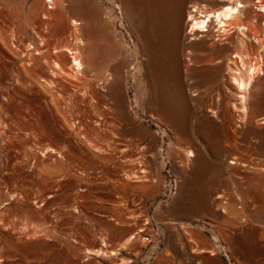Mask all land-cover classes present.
Returning <instances> with one entry per match:
<instances>
[{
  "label": "rangeland",
  "instance_id": "1",
  "mask_svg": "<svg viewBox=\"0 0 264 264\" xmlns=\"http://www.w3.org/2000/svg\"><path fill=\"white\" fill-rule=\"evenodd\" d=\"M202 2L0 0V264H264V0Z\"/></svg>",
  "mask_w": 264,
  "mask_h": 264
},
{
  "label": "bare ground",
  "instance_id": "2",
  "mask_svg": "<svg viewBox=\"0 0 264 264\" xmlns=\"http://www.w3.org/2000/svg\"><path fill=\"white\" fill-rule=\"evenodd\" d=\"M201 1H203L205 3H206V1L208 2V0H201ZM213 1H215V2L217 1V3H221L219 9H215L212 12H210V11L205 12L204 10H200L199 6L194 5L193 10L189 13V15H188L189 20L191 21L190 31L193 33V35H197V34H201V36L210 35L207 33L210 25L217 26L216 30L223 33V31L224 30L226 31L227 28H231L233 26L235 27V22L238 19L243 20V21L245 20L247 23H249V19H250L251 13H252L251 12V10H252L251 6H253L251 3L252 0H213ZM261 1L262 0H259V2H261ZM261 3L259 4V8L254 3V6L257 7L258 11L260 12L259 16H262L264 14V5ZM200 4H201V2H200ZM204 9H206V8H204ZM239 27H240V25H239ZM239 27H238V29H239ZM240 29L243 30V32H242L243 35H247V33L250 32V30H254L250 27V23L247 24L246 26H242V28H240ZM207 37H209V36H207ZM75 62L78 63V60H75ZM249 78L250 79H249L248 83H246V84L244 82H242L241 80L237 79L236 80L237 86L240 87V89L245 88L250 83L251 78L253 79V77L250 75H249Z\"/></svg>",
  "mask_w": 264,
  "mask_h": 264
}]
</instances>
